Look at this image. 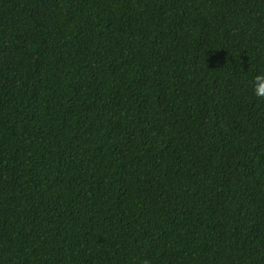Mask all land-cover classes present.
Masks as SVG:
<instances>
[{
    "label": "trees",
    "instance_id": "trees-1",
    "mask_svg": "<svg viewBox=\"0 0 264 264\" xmlns=\"http://www.w3.org/2000/svg\"><path fill=\"white\" fill-rule=\"evenodd\" d=\"M0 264H264V0H0Z\"/></svg>",
    "mask_w": 264,
    "mask_h": 264
}]
</instances>
